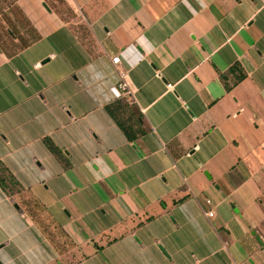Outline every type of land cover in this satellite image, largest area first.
Listing matches in <instances>:
<instances>
[{"label":"crops","instance_id":"obj_1","mask_svg":"<svg viewBox=\"0 0 264 264\" xmlns=\"http://www.w3.org/2000/svg\"><path fill=\"white\" fill-rule=\"evenodd\" d=\"M52 2L0 19V262L264 264V0Z\"/></svg>","mask_w":264,"mask_h":264},{"label":"trees","instance_id":"obj_2","mask_svg":"<svg viewBox=\"0 0 264 264\" xmlns=\"http://www.w3.org/2000/svg\"><path fill=\"white\" fill-rule=\"evenodd\" d=\"M108 109L113 114L112 109L109 108V107H108ZM117 122L119 123L120 127L126 133V135H127V137L129 139H133L135 137V133H134L135 131L136 132H140L141 131V126H140V121L139 120L136 122L137 123V127H136L135 130H133V128L131 126H126L122 121H119V119H117ZM47 145H48L49 149L52 152L57 153L55 148L50 143L47 142ZM2 183H3V179L0 176V184H2ZM0 264H2V263L0 262Z\"/></svg>","mask_w":264,"mask_h":264},{"label":"rangeland","instance_id":"obj_3","mask_svg":"<svg viewBox=\"0 0 264 264\" xmlns=\"http://www.w3.org/2000/svg\"><path fill=\"white\" fill-rule=\"evenodd\" d=\"M14 0H0V19H1V16H2V13H3V10L7 9L9 7V5L13 2ZM54 0H49V3L51 5H54V2H52ZM58 2V0H56ZM58 7L61 11L65 12L68 16L70 15V11L67 9L66 6H62L61 4L58 3ZM129 109H131L130 106H128ZM134 113V115L136 116V112L135 111H132ZM121 117H124L123 115H120ZM123 121H125V118H122Z\"/></svg>","mask_w":264,"mask_h":264},{"label":"built area","instance_id":"obj_4","mask_svg":"<svg viewBox=\"0 0 264 264\" xmlns=\"http://www.w3.org/2000/svg\"><path fill=\"white\" fill-rule=\"evenodd\" d=\"M112 61H113V63L119 62V57L118 56L112 57ZM124 76L126 77V74H123L122 73V74L119 75V81L117 83V87L119 88V90H121L123 92H129L128 84H127ZM207 202H209V201L207 200ZM212 214L213 213H212L211 210H209V211L206 212V215L208 217H211Z\"/></svg>","mask_w":264,"mask_h":264}]
</instances>
